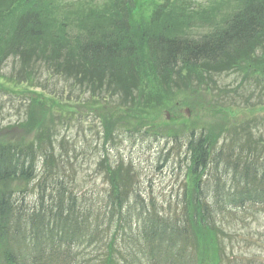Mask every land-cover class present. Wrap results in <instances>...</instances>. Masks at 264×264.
<instances>
[{
  "label": "trees",
  "instance_id": "1",
  "mask_svg": "<svg viewBox=\"0 0 264 264\" xmlns=\"http://www.w3.org/2000/svg\"><path fill=\"white\" fill-rule=\"evenodd\" d=\"M131 1L148 4L151 19L141 4L135 12ZM105 3L112 6L92 10L71 0H0V12L9 4L6 13L13 12L0 57L19 55L22 65L27 64L36 53L33 43L55 36L53 56L40 53L36 61L62 70L63 77L74 84L87 82L91 97L97 78L99 87L119 91L123 99L133 94L132 87L147 85L155 90L148 95L155 105L136 109V116L131 109L89 103L102 126L103 145L113 142L118 132V136L138 134L146 120L170 109L171 102L181 101L179 88L188 89L184 78L202 86L199 80H204V73L214 78L235 74L245 90L254 91L256 86L264 90V0H208L197 8L187 0ZM220 18V23L213 20ZM201 28L206 29L197 32ZM27 52L28 59L24 58ZM108 91H101L99 97ZM35 104L39 106L30 108L24 124L39 132L34 142L23 147L0 143V264H219L200 251L217 246L215 216L245 202L264 204V139H257L254 130L247 136L241 133L247 129L236 130L235 119L231 126L226 121L224 132L232 127L230 132L242 136L241 143L227 135L217 149L219 139L207 129L190 132L180 212L166 216L155 207L145 209L135 195V172L125 168L122 160L112 166L105 155L108 191L102 214L95 213L93 204L86 207L83 196L66 181L67 155H60L59 164L51 169L52 144L42 149L49 129L45 120L38 123V119L55 104L41 98ZM40 157L45 176L51 179L48 185L37 183V200L26 207L15 194L34 181ZM88 246L93 257H85ZM188 247L192 253L186 256Z\"/></svg>",
  "mask_w": 264,
  "mask_h": 264
},
{
  "label": "rangeland",
  "instance_id": "2",
  "mask_svg": "<svg viewBox=\"0 0 264 264\" xmlns=\"http://www.w3.org/2000/svg\"><path fill=\"white\" fill-rule=\"evenodd\" d=\"M10 9L9 4L3 12H0V44L9 38L12 28L13 12L6 13ZM221 19L213 20L220 23ZM206 24L195 26L208 27ZM203 29L206 28H201L197 32L201 33ZM51 38L54 39L55 36ZM53 39L34 42L35 48L32 50L36 53L32 56L26 53L27 56L24 58L31 56L28 57L31 61L27 64L22 65L21 56L0 57V86L7 88L0 89V142L21 143L20 145L23 146L32 140L33 136H37L39 132L30 131L29 128L26 129L21 125L17 126L18 122L27 121L28 95L35 92L52 97L55 106L51 110L48 107L45 108L42 117L38 119V123L45 120L44 126L49 129L47 135L49 140L45 138L42 148L50 146L48 144L51 143L55 152L61 153L63 157L68 156L71 166H66V172L68 177L75 178L74 188L80 195L86 197L92 195V199L99 202L96 196L100 194L101 197V194L107 191L108 186L103 171L105 167L101 169L96 163L101 160L100 153H106L111 162L122 159L126 166L131 164L136 174L133 186L137 189L143 205L163 210L166 216H174L182 209L180 203L187 185L183 160L185 140L181 138L179 144L175 145L168 139L170 136L181 137L184 131H189L187 129L193 127V130L197 132L207 129L213 137H218L217 148L222 145L227 135L229 138H237V143H241L242 136L238 131L230 132L232 127L224 132L226 121H231L228 122L231 126L236 119V130H241L240 127H243V130L247 129L241 130V133L246 136L249 130H254L257 131L255 133L257 139H264L263 88L256 86L253 87L254 91H247L244 86L239 85L241 82L239 76L214 78V75L204 73V80H199L202 86L193 85L195 80L184 78L188 89L179 88L181 90L179 94L182 96L179 106L173 107L171 102V109L161 111L148 120L151 124H148L146 120V127L140 129V131H148L146 135L129 136L127 134L128 136H120L118 139L114 137L116 140L114 146L110 143L102 148V136L97 135V131H100L99 122L95 116L96 113L90 110L94 105L89 103H96V106L120 107L122 110L131 109L136 116V109H150L155 105V102H149L148 98V95L155 90L150 89V86L147 88V85H141L140 89L132 87L133 94L130 93L123 99L114 86L115 91L108 89L106 85L99 87V78H97L93 83L95 91L91 97V88L87 82L71 87L73 79H65L62 70L52 69L42 60L36 61L40 53L53 56L52 48H55ZM67 72H71V69H67ZM85 73L91 76L89 72ZM81 77L82 74L79 78ZM153 85H156V80H153ZM23 90L26 93H21ZM105 90H109V93L99 97L100 92ZM187 99L188 103H185L183 100ZM63 109L64 112H62ZM185 110L188 111V115ZM166 112H168V118H166ZM185 120L186 122L180 124ZM179 126L184 131H178ZM40 135L43 134L40 133ZM55 157L57 158V155ZM263 158L264 153L261 156V159ZM57 162L53 159L52 169L59 164ZM39 168L38 165V170ZM50 177L51 175H47L44 180L47 185ZM42 178L43 176L38 177L25 193H20L19 196H22L26 207H32L35 204L36 182L41 181ZM21 188L24 187L21 186ZM255 210H258L257 213L249 216L245 222L234 220L231 216L224 220L226 224L224 228H229L219 234L224 240V243H220L222 256H260L261 260H264V211L260 208Z\"/></svg>",
  "mask_w": 264,
  "mask_h": 264
}]
</instances>
